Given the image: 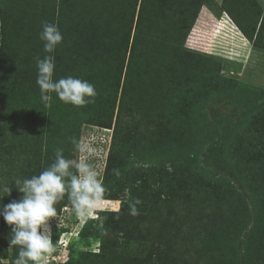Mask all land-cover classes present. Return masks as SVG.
Returning a JSON list of instances; mask_svg holds the SVG:
<instances>
[{
	"label": "rangeland",
	"instance_id": "374dc122",
	"mask_svg": "<svg viewBox=\"0 0 264 264\" xmlns=\"http://www.w3.org/2000/svg\"><path fill=\"white\" fill-rule=\"evenodd\" d=\"M60 2L57 0H0V43L12 44L15 50L13 58L9 57L5 63L8 65V75L0 81V187L8 184L13 189L11 196L4 198V203L19 199L22 195L16 190L14 179H23L33 174L38 175L54 161L55 150L58 148L63 150L65 158L73 161L78 160L81 155H87L88 162L100 173V178L106 173V159L102 160L104 157L99 159L91 153V151L94 152L92 141L94 139L99 140L105 134L99 127H85L84 125V123H92L93 120L98 119L96 110L101 108L98 106L99 103L76 107L63 103L56 97L55 93H51L53 96L52 106L45 108L40 100V90L36 83L37 74L32 72L34 61L37 57L41 58L40 44L43 42L39 38V33L42 31V23L49 22L58 25L56 19H58ZM140 2L141 0L137 3L138 10ZM221 3L222 0L219 2L216 0H195L193 9L189 6L183 8V15L189 14L187 16L189 20H187L188 26H190L185 38L184 48L188 51V55L184 57V64L186 63L188 69L191 65L197 66V77L193 80L198 82L196 80L198 77H207V83L201 85L213 89L201 91L198 89L197 91L196 87L192 86V89L186 87L179 93L176 89L177 96L170 97L166 102L168 110L162 109V107L165 109L167 105L162 106L160 104L161 108L154 106L153 108L156 110H151L149 114V110H147L146 115L148 117L146 118H148L149 123L153 119L161 121L164 117H170L173 109L181 110L182 108L185 112V119L200 121L201 146L198 147V142H196L195 148L190 150L192 151L191 154L182 153L186 154V158L191 156V159L199 167L211 172L216 178H228L245 194V199L250 203L248 192L233 176L225 156H227L226 146L231 144L228 140L235 133L241 134L242 128H263L261 124L264 123V49L254 46L244 38L237 23L224 10L233 11L232 15L236 16L245 27L253 25L254 21V25H256L258 20L257 26L259 28L261 24L264 25V0H247L248 8H245L237 0H225L226 8L221 7ZM135 25L136 21L133 27ZM249 31H252V28ZM260 36L257 42L264 46V29L260 31ZM130 53L129 49L128 56ZM68 58L69 56L66 55L63 61L66 62ZM165 65H167V61ZM126 68L127 63L124 65V74ZM62 69L65 68L62 67ZM10 70H12V75L9 74ZM59 74L61 77L74 76L80 79V75H82L71 72L69 69H65ZM124 77L123 75L118 90L117 103L121 98ZM166 78L164 75L163 80ZM56 79L59 77L57 76ZM104 80L107 79L104 78ZM169 85L174 87L171 82ZM220 91H223L222 94L225 95H221ZM201 93L206 95L205 102L203 99L196 100L195 95H202ZM117 109L118 107L115 108V116ZM135 111L133 116L126 115L130 116L128 119L131 121V125L141 123L140 134L137 138L142 137V140L148 141L147 137L151 138L154 130L158 129L154 126L144 128L143 125H146V121L142 122V113ZM93 124L101 127L100 124ZM167 125H171V122H167ZM106 126L110 127L111 132L114 133V124ZM214 128L219 130V134L215 135ZM72 137H75L82 146L86 147L85 153H80L75 148L70 140ZM185 143L188 142L185 141ZM157 146H159L157 142L150 143L149 151H142L143 160L142 158L139 159L137 155H133V158L127 155L124 152L127 147L121 146L119 150L115 151L113 162L110 161L107 164H111L112 170L118 169L120 174L124 176V181L139 170L140 174L134 175L136 177L142 175L143 177H141L144 179L142 181L146 183L149 180L141 166L144 165V168L150 169L153 167L152 164H156L161 167L160 163L172 156L162 152V149ZM98 149L99 147L95 149L96 153L99 151ZM12 155L20 157L17 158L18 160H14ZM19 160L20 163H18ZM124 195L127 194L121 192L117 200L105 199L106 205L103 204L96 211L95 218L89 219L86 224H81L74 215L69 214L70 209L66 210L64 206L68 204L62 205L63 207L60 206L64 200L58 202L55 205L58 217L51 223L53 226H57L58 220L57 228L64 224L68 225L71 230L69 229L68 236H62V240L67 237L71 241L76 239L78 242L71 248L70 246L65 247L62 241L60 254H52L51 256L55 255L56 257L53 259L50 256L49 264H68L72 261L74 263L70 264H105L106 260L90 254L88 251H99V235L102 234L105 227L104 213L118 211L124 203L122 199ZM3 210V207L0 206V235L2 234L0 264H10L18 253V246L9 248L7 237L10 235L11 229L3 220ZM161 217L165 219V211L161 216L159 211H153L150 215H146L142 230L140 229V232L135 233V236L132 234L128 236L115 234L117 235L115 236L105 229V236L110 235L112 237L107 242L108 244L111 242L113 245H110V248H108V244L106 245V253L108 252L106 256L108 257L110 253H113L114 259L111 258L114 261L113 264H164L160 258L163 261L166 260L165 264H169L167 255L161 254L159 251L161 248L156 245V233L159 232L161 235L165 233L168 237H172L173 245L169 247L171 251H167V254L177 258L179 264H182L181 262L185 264H250L245 258L247 251L245 244H253V242L258 241L260 236L259 232L245 231L240 235L236 234V239L232 237V240L229 241L230 250L227 256L220 253L214 255L212 252L210 257H204L202 230L205 232L208 218H201L203 215L198 210L188 206H183L177 213V225H172L171 221L164 224ZM232 219L234 220V218ZM224 220L227 219L224 218ZM88 223L90 225L87 233L90 234L87 240L82 242L77 235L80 229ZM148 228L151 229L147 231ZM138 235L143 236L141 242H135L134 237ZM173 236L179 237V239L174 240ZM69 240H67V245ZM58 244L60 245V242ZM232 261L234 262L232 263Z\"/></svg>",
	"mask_w": 264,
	"mask_h": 264
},
{
	"label": "trees",
	"instance_id": "16d2710c",
	"mask_svg": "<svg viewBox=\"0 0 264 264\" xmlns=\"http://www.w3.org/2000/svg\"><path fill=\"white\" fill-rule=\"evenodd\" d=\"M57 1H61L56 20L63 35V41L54 53L50 54L55 57L54 79L57 76L61 78L59 73L69 69L71 72L82 74L81 79L95 86L97 96L94 103H99L98 106L101 107L96 110L98 119L93 120L92 123H84V125L86 127L97 123L101 127H107L106 125L114 124L112 143L105 164L106 173L101 177L106 188L105 199L117 200L121 192L127 194L122 198L124 203L118 211L104 213L105 227L99 235L100 238L98 237L99 251L89 250L88 252L102 257L106 260L105 264L106 262L113 264V253L106 256L108 254L106 253L107 241L112 237L105 236V229L111 235L122 234L123 236L125 234L128 236L132 234L135 236V233L142 230L146 215H150L153 211H159L160 216L165 211V219L161 217L164 224L171 221L172 225H177V213L183 206H188L198 210L203 215L201 218H208L205 232L202 230L204 257H210L212 252L214 255L220 253L227 256L230 250L228 244L232 237L236 239V234L240 235L245 231L259 232L258 241L245 244L247 248L245 258L250 264H264V123L261 124L262 129L242 128V133H235L228 140L231 144L226 146L227 156L225 157L230 164L233 176L248 192L249 203L245 199V194L228 178H216L211 172L199 167L191 156L188 155L189 157L186 158V154L182 153L191 154L190 150L196 142H198V147L201 146L200 121L185 119V112L182 108L181 110L173 109L172 115L162 118L161 121L153 119L150 121L152 124L146 118L148 117L147 110L149 114L155 109L154 106L156 108L166 106L170 97H176V89L179 93L186 87L192 89V86H195L197 91L212 88L201 85L207 83V77H198L196 79L198 82L193 80L197 77V66L191 65L188 69L186 63L184 64V57L188 55V51L184 48L185 38L190 26H188L189 17H187L189 14L183 15V8L189 6L193 9L195 0L192 2L191 0L189 2L188 0H141L139 10L137 9L139 0ZM237 1L248 8L247 0ZM223 6L225 7V0H222L221 7ZM224 11L232 16L244 38L254 46L264 49L263 44L257 42L264 25L261 24L258 28L257 20L256 25L254 21L253 25L245 27L236 16L232 15L233 11L226 9ZM192 15L194 17L193 13ZM135 21L136 25L133 27ZM250 24H252L251 21ZM250 28L252 31H249ZM40 45L41 58H43L47 54L43 51V44ZM129 49L131 53L128 56ZM14 53L12 44L0 43V81L3 77H7L8 65L5 63L9 57L13 58ZM66 55L69 58L64 62L63 58ZM166 61L167 65H165ZM126 63L127 68L124 74ZM33 67L32 72L37 74L35 61ZM9 74L12 75V70ZM123 75L125 76L123 89L119 103H117V94ZM164 75L167 77L166 80H163ZM104 78L107 80L105 81ZM169 82L174 87L169 85ZM222 92L220 91V94L225 95ZM195 96L197 101L203 99L205 102L206 95ZM116 107L118 109L115 116ZM162 109L168 110V105ZM134 110L142 113V122L146 121L144 128L154 126L158 129L154 130L151 138L147 137L148 141L142 140V137L137 138L140 134L141 123L130 124L128 117L134 115ZM167 122H171V125H167ZM214 130L215 135L219 134V130L215 128ZM156 142L162 152L172 156L167 157V162L162 161L161 167L156 164H152L153 167L150 169L144 168V165L141 166L149 180L146 183L142 181L144 180L142 175L135 176L140 174L139 170L124 181V176L115 175L111 164H107L110 161L113 162L114 153L121 146L127 147L124 150L127 155L132 158L133 155H137L143 160L142 151H149L150 143ZM13 156L15 155H12L14 160L20 157ZM134 199L141 201L137 205L139 214L136 216L130 215L128 204V201ZM106 203L103 204L106 205ZM60 204L61 207L68 204L67 195ZM90 223L84 225L78 233V238L82 242L87 240L90 234L87 233ZM69 229V226L65 224L60 228L54 225L53 243L56 253L52 254H60L62 236H68L71 230ZM150 229L148 228L147 231ZM156 235L155 241H157V247L161 248L160 253L167 255L169 264H179L177 258L167 254V251H171L169 247L173 245L172 237H168L165 233L161 235L159 232ZM141 237L143 236L134 237L135 242H141ZM173 238L174 240L179 239L176 236ZM0 240L2 241V234ZM221 241H224V244ZM77 242L76 239L72 240L68 246L72 248L75 244L77 245ZM109 243L108 248L110 245L113 246L111 242ZM161 259L160 261L165 264L166 260Z\"/></svg>",
	"mask_w": 264,
	"mask_h": 264
},
{
	"label": "clouds",
	"instance_id": "9594fccd",
	"mask_svg": "<svg viewBox=\"0 0 264 264\" xmlns=\"http://www.w3.org/2000/svg\"><path fill=\"white\" fill-rule=\"evenodd\" d=\"M39 38L43 42V51L47 54L35 60L36 83L44 107L51 108V93H55L63 103L76 107L94 103L97 92L92 83L74 76L54 79L55 57L50 54L63 41L58 25L43 22ZM70 140L80 153L86 152V147L75 137ZM112 171L119 176L118 169ZM13 182L22 195L9 203H4V198L11 196V185L0 187L3 220L11 229L7 237L9 248L18 246V253L10 264H49V257L56 250L51 221L58 217L55 205L64 200L66 195L68 205H65V209H70L69 214L74 215L81 224L95 218L96 211L105 200L106 188L100 173L88 162L87 155H81L78 160L73 161L65 158L63 150L59 148L55 150L54 161L38 175L16 178ZM140 203L139 199L128 201L130 215L139 214L137 205ZM67 240L69 239L66 237L62 241ZM70 242L72 241L69 240Z\"/></svg>",
	"mask_w": 264,
	"mask_h": 264
},
{
	"label": "built area",
	"instance_id": "2783aa9c",
	"mask_svg": "<svg viewBox=\"0 0 264 264\" xmlns=\"http://www.w3.org/2000/svg\"><path fill=\"white\" fill-rule=\"evenodd\" d=\"M90 127H99L101 130H103V133L105 134V136L102 135V138H99V140H95L94 139V141H92V147L94 148V152L91 151V153L93 155H95L96 157H99V159L100 158L102 159V157H104L102 160H105V159L107 160L108 154H109V150H110V146H111V143H112L113 132H111V129L109 127H100V126H95V125H91ZM97 147H99V149H98L99 151L96 153L95 149ZM105 163H106V161H105ZM63 245L65 247L68 246L67 245V241H63ZM51 257L54 259L56 256L53 255Z\"/></svg>",
	"mask_w": 264,
	"mask_h": 264
},
{
	"label": "crops",
	"instance_id": "0c3cea01",
	"mask_svg": "<svg viewBox=\"0 0 264 264\" xmlns=\"http://www.w3.org/2000/svg\"><path fill=\"white\" fill-rule=\"evenodd\" d=\"M217 2H219L220 0H216Z\"/></svg>",
	"mask_w": 264,
	"mask_h": 264
}]
</instances>
